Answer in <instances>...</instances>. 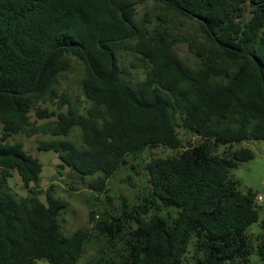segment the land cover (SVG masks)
Listing matches in <instances>:
<instances>
[{
	"label": "trees",
	"instance_id": "trees-1",
	"mask_svg": "<svg viewBox=\"0 0 264 264\" xmlns=\"http://www.w3.org/2000/svg\"><path fill=\"white\" fill-rule=\"evenodd\" d=\"M180 17L194 22V36L175 31ZM180 43L195 66L177 55ZM120 52L141 71L137 84ZM75 63L83 99L59 86ZM75 128L80 144L68 138ZM18 134L50 135L37 150L53 151L58 168L97 193L126 155L175 150L146 161L139 203L96 220L119 246L85 264H250L253 252L264 260V215L258 235L249 231L256 193L230 180L253 157L243 143L264 140V0H0V264H76L88 230L62 232L66 202L52 185L41 200L42 164L10 140ZM13 170L26 196L11 191Z\"/></svg>",
	"mask_w": 264,
	"mask_h": 264
},
{
	"label": "rangeland",
	"instance_id": "rangeland-1",
	"mask_svg": "<svg viewBox=\"0 0 264 264\" xmlns=\"http://www.w3.org/2000/svg\"><path fill=\"white\" fill-rule=\"evenodd\" d=\"M147 8H152V3H147ZM138 12L141 15L145 7H139ZM176 32L180 37L194 36L196 33L195 24L189 19L183 17L175 21ZM177 55L189 66H195L196 58L189 52L185 43L176 46ZM132 55L128 52L119 53V63L124 76L132 84H137L142 78V73L136 68H132L129 62ZM82 75V68L75 63L72 71L59 77V86L62 90L68 92L72 98L79 96L83 99L79 89V80ZM53 108L49 104H41ZM31 120L35 124H40L42 120H36L31 114ZM80 144V134L77 128L73 129L68 137ZM52 137L47 134H36L26 137L23 134L14 135L11 141H21L24 148L36 157L42 164V170L37 189L41 192L39 197L44 200V190L52 185V191L55 197L61 198L66 202V207L60 215V226L64 234H71L79 228L88 230V237L84 241L83 252L76 264H85L94 262L98 257L102 260L112 256L119 246L118 242H109L105 236L100 234L95 228L96 220L109 216H117L124 208H129L132 204H137L141 199V192L146 191L148 187L147 175L144 168L146 161L156 156L172 155L175 150L163 146L156 148H147L141 153L126 155L124 163L115 171L107 181V188L102 193H97L88 188L86 182H81L69 177L67 168H58L59 159L53 151L37 150V145L41 141L50 140ZM253 152V157L246 161L237 162L230 171V180L234 186L245 193L251 189L256 194L264 197V140H253L248 143ZM60 171V173H58ZM8 185L16 196H26L28 191L24 188L22 180L16 170L11 172L8 178ZM258 220L249 226V231L255 236L260 232L258 226L264 215V201L258 207ZM160 211L162 216H172L174 212L168 209ZM93 216L91 219L90 216ZM256 240L254 239V243ZM250 264H264V260L253 252L250 257ZM37 264H48L45 260H37Z\"/></svg>",
	"mask_w": 264,
	"mask_h": 264
},
{
	"label": "built area",
	"instance_id": "built-area-1",
	"mask_svg": "<svg viewBox=\"0 0 264 264\" xmlns=\"http://www.w3.org/2000/svg\"><path fill=\"white\" fill-rule=\"evenodd\" d=\"M255 201L257 204H262L264 201V197L261 194H256L255 195Z\"/></svg>",
	"mask_w": 264,
	"mask_h": 264
},
{
	"label": "water",
	"instance_id": "water-1",
	"mask_svg": "<svg viewBox=\"0 0 264 264\" xmlns=\"http://www.w3.org/2000/svg\"><path fill=\"white\" fill-rule=\"evenodd\" d=\"M186 144L188 145V147H191V143L190 142H187Z\"/></svg>",
	"mask_w": 264,
	"mask_h": 264
}]
</instances>
